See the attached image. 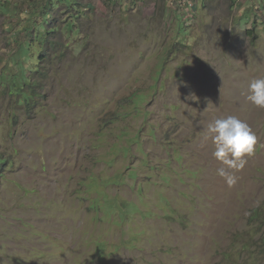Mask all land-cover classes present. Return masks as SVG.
Wrapping results in <instances>:
<instances>
[{
  "label": "rangeland",
  "instance_id": "1",
  "mask_svg": "<svg viewBox=\"0 0 264 264\" xmlns=\"http://www.w3.org/2000/svg\"><path fill=\"white\" fill-rule=\"evenodd\" d=\"M0 4V77L59 44L28 106L0 84V264H264V147L229 187L208 132L264 145V0Z\"/></svg>",
  "mask_w": 264,
  "mask_h": 264
},
{
  "label": "clouds",
  "instance_id": "2",
  "mask_svg": "<svg viewBox=\"0 0 264 264\" xmlns=\"http://www.w3.org/2000/svg\"><path fill=\"white\" fill-rule=\"evenodd\" d=\"M247 100L264 110V79H256L249 84ZM208 132L215 146L214 157L225 167L218 169V175L225 179L229 187L236 185L248 163L247 158L254 155L259 145L258 138L252 128L242 120L229 116L217 119L209 124Z\"/></svg>",
  "mask_w": 264,
  "mask_h": 264
},
{
  "label": "trees",
  "instance_id": "3",
  "mask_svg": "<svg viewBox=\"0 0 264 264\" xmlns=\"http://www.w3.org/2000/svg\"><path fill=\"white\" fill-rule=\"evenodd\" d=\"M0 8H4L0 4ZM43 18H49L51 17L49 14L42 15ZM44 28V27H43ZM45 34L43 35V43L45 45L44 49L37 46L34 41H32V37H29V41L26 40L24 43L19 45L18 51L14 56L10 58V60H16L18 62V65H21V68L27 69L29 72L32 73L31 77H28L27 75L19 74L17 76H10V80L6 79L4 76L0 77V84H4L5 88H7L11 95L17 97L16 101L19 104H23L28 106L30 104V101L32 100V96L34 92L36 91L35 88H39V81L38 77L43 76L41 73V64L42 62H47L49 57H52L53 51L56 50V48L59 46L58 43L53 39V35L56 32V28H52L51 26L48 27V30L45 29ZM252 31H248L247 33H251ZM54 41H51V40ZM28 60V63H27ZM35 60L38 64L35 66H30L31 61ZM35 75V77H33ZM20 76V78H19ZM19 78V79H18ZM5 81V82H4ZM26 88V89H25ZM3 158H0V170H2L4 165ZM2 172L0 171V174ZM260 216V213L257 210H253L251 219L254 217L255 219H258ZM262 244L264 245V238L262 240Z\"/></svg>",
  "mask_w": 264,
  "mask_h": 264
}]
</instances>
